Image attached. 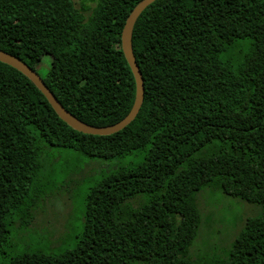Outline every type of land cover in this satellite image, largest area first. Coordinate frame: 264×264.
<instances>
[{
    "label": "trees",
    "instance_id": "16d2710c",
    "mask_svg": "<svg viewBox=\"0 0 264 264\" xmlns=\"http://www.w3.org/2000/svg\"><path fill=\"white\" fill-rule=\"evenodd\" d=\"M86 1L93 6L0 0V49L34 70L49 55L41 76L49 90L80 121L106 126L133 104L120 35L140 0ZM131 36L143 100L107 135L71 128L0 62V253L14 218L37 198L45 154L64 148L140 161L108 169L89 188L73 248L25 251L7 264H207L190 252L196 194L207 185L258 208L213 264H264V0H154Z\"/></svg>",
    "mask_w": 264,
    "mask_h": 264
},
{
    "label": "rangeland",
    "instance_id": "374dc122",
    "mask_svg": "<svg viewBox=\"0 0 264 264\" xmlns=\"http://www.w3.org/2000/svg\"><path fill=\"white\" fill-rule=\"evenodd\" d=\"M77 8L86 0H72ZM89 12L85 11L84 15ZM50 56L44 55L36 66L44 76ZM140 161L139 155L130 154L115 159L88 157L82 153L51 148L33 184L37 198L27 206L29 214L15 217L7 243L2 246L0 264L25 251L57 254L71 249L81 233L85 196L108 169L116 165ZM200 213L198 232L190 247L191 256L207 264L223 258L246 217L257 211V206L224 194L219 188L207 185L196 194Z\"/></svg>",
    "mask_w": 264,
    "mask_h": 264
},
{
    "label": "water",
    "instance_id": "95a60500",
    "mask_svg": "<svg viewBox=\"0 0 264 264\" xmlns=\"http://www.w3.org/2000/svg\"><path fill=\"white\" fill-rule=\"evenodd\" d=\"M153 1L154 0H140L127 15L121 31L120 47L134 77L135 95L133 104L129 112L121 120L114 124L106 126H93L80 121L78 118H76L73 114H71L67 109L63 107V105L58 101L55 95L46 86L37 71L28 66L24 61L0 49V62L10 65L21 73H23L45 96L48 103L50 104L54 112L58 115V117L71 128L87 134H111L122 129L135 117L143 100V80L139 67L135 61V56L132 49L131 35L132 28L137 17L140 15L143 9Z\"/></svg>",
    "mask_w": 264,
    "mask_h": 264
}]
</instances>
